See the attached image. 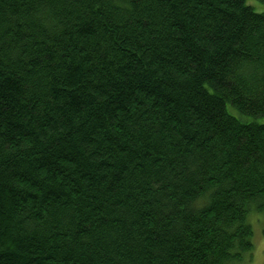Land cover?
<instances>
[{
  "label": "trees",
  "instance_id": "1",
  "mask_svg": "<svg viewBox=\"0 0 264 264\" xmlns=\"http://www.w3.org/2000/svg\"><path fill=\"white\" fill-rule=\"evenodd\" d=\"M247 1L0 0V264L252 261L264 12Z\"/></svg>",
  "mask_w": 264,
  "mask_h": 264
},
{
  "label": "rangeland",
  "instance_id": "2",
  "mask_svg": "<svg viewBox=\"0 0 264 264\" xmlns=\"http://www.w3.org/2000/svg\"><path fill=\"white\" fill-rule=\"evenodd\" d=\"M246 4L257 13L264 12V3L248 0ZM251 222L254 229V250L252 261L246 264H264V221L255 217Z\"/></svg>",
  "mask_w": 264,
  "mask_h": 264
}]
</instances>
